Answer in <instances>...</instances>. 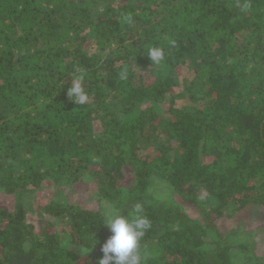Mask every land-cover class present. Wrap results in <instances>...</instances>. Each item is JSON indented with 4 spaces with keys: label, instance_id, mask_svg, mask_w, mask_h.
Segmentation results:
<instances>
[{
    "label": "trees",
    "instance_id": "obj_1",
    "mask_svg": "<svg viewBox=\"0 0 264 264\" xmlns=\"http://www.w3.org/2000/svg\"><path fill=\"white\" fill-rule=\"evenodd\" d=\"M85 179L142 205L141 264H264L260 231L219 228L264 208V0H0V264H94L105 212L64 193Z\"/></svg>",
    "mask_w": 264,
    "mask_h": 264
},
{
    "label": "clouds",
    "instance_id": "obj_2",
    "mask_svg": "<svg viewBox=\"0 0 264 264\" xmlns=\"http://www.w3.org/2000/svg\"><path fill=\"white\" fill-rule=\"evenodd\" d=\"M147 55L157 65L165 59L164 49L157 46L148 48ZM83 81V74L74 77L67 89L69 98L77 105H85L89 101ZM104 224L111 235L101 243L103 255L94 264H141L140 242L145 230L150 227L148 217L143 215L142 205L137 204L127 216L105 214Z\"/></svg>",
    "mask_w": 264,
    "mask_h": 264
},
{
    "label": "rangeland",
    "instance_id": "obj_3",
    "mask_svg": "<svg viewBox=\"0 0 264 264\" xmlns=\"http://www.w3.org/2000/svg\"><path fill=\"white\" fill-rule=\"evenodd\" d=\"M191 70L188 66H181L177 70V76L180 81H183V79L187 76H190ZM52 182L46 181L44 188L39 190L37 194L40 198H45L47 196L52 195L53 192V186ZM93 182H90L89 179H85L79 183L72 184V185H66L65 187V197L74 203H81V204H87L92 207H102L105 214L113 215V209L111 206L105 203V201L99 202V198L97 195V191L95 187L93 186ZM55 188V186H54ZM64 188V187H63ZM165 189L163 184H160V190ZM0 203L8 204L6 197L0 192ZM9 205V204H8ZM186 209L193 215L195 214V211L185 206ZM32 220H36V218L33 217ZM233 226H239L243 228L244 230L249 231H260L261 236L259 239V247L261 250V253L264 255V208H257V207H251L240 214H238L234 219L231 221L227 220H221L219 222V228L221 230H228Z\"/></svg>",
    "mask_w": 264,
    "mask_h": 264
}]
</instances>
